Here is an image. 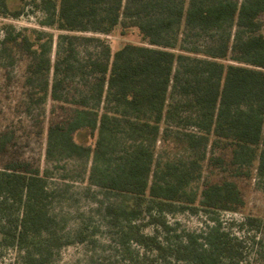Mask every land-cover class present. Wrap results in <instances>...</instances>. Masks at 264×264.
<instances>
[{
    "label": "trees",
    "instance_id": "1",
    "mask_svg": "<svg viewBox=\"0 0 264 264\" xmlns=\"http://www.w3.org/2000/svg\"><path fill=\"white\" fill-rule=\"evenodd\" d=\"M20 1L10 10L0 0V16L19 18L29 4ZM29 2L43 15L40 28L0 23V67L24 61L28 112L48 101L69 108L48 125L46 160L56 169L74 162L60 178L103 192L96 211L115 229L108 263L88 264H242V240L212 217L244 205L237 183L195 186L210 147L219 162L253 167L264 188V0ZM118 26L137 29L143 43L113 52L102 35ZM79 130L92 143L76 142ZM9 140L0 133V264H56L63 243L49 207L50 166L6 158ZM183 212L211 222L174 233L168 215ZM241 224L264 228V219ZM92 229L76 224L70 242L94 243Z\"/></svg>",
    "mask_w": 264,
    "mask_h": 264
},
{
    "label": "rangeland",
    "instance_id": "2",
    "mask_svg": "<svg viewBox=\"0 0 264 264\" xmlns=\"http://www.w3.org/2000/svg\"><path fill=\"white\" fill-rule=\"evenodd\" d=\"M7 1L10 10H17L23 6L20 0ZM26 1L29 4H26L24 14L16 19L0 16V23H12L17 28H40L39 20L43 18L42 13L32 2H29L33 0ZM46 29L54 33L55 37L58 34L54 28ZM102 36L107 39L113 52L128 42L143 43L142 36L135 28L123 31L118 26L110 34ZM0 37H2L1 31ZM23 70L24 61L22 60L17 61L14 66L0 67V133L6 132L10 138L6 158L11 155L23 158L31 163V168H40L41 171H44L50 166L46 160L48 125L50 121L66 116L69 108L67 105L48 101L45 105H32V110L28 112L26 110L28 105L21 104L25 91L22 86ZM74 139L78 143H92L88 130L77 131L74 134ZM164 147L165 145L160 144L159 146L158 144L157 151L160 152ZM219 154V150L213 151L210 147L207 149L202 176L195 187L202 190L205 183L219 181L223 178L231 179L237 183L244 199V205L237 212L223 211L219 214H212V217L219 218L223 229L232 235H237L242 240V264H264V228L256 224L254 226L241 224L246 216L264 219L263 182H260L256 177L253 167L237 169L235 166L232 168L233 166L228 164L229 158L224 155L222 157L226 159V163L215 160ZM66 164H61L63 166L58 169L50 166L51 176L47 180L48 186L56 189L49 207L58 222L56 231L63 243L54 252V262L56 264H88L93 259L96 263H108V252L105 253L104 248H107L111 242L110 239L114 236L115 229L106 226L105 218L96 211L94 200L95 197H102L103 192L95 193L98 189L93 187L90 193H87L88 184L86 182H66L60 178L61 173L66 171L65 169L69 170L74 162ZM256 165L257 162L253 166L256 167ZM108 197L110 200L113 199L126 205L132 204V200H128L126 196L117 198L108 195ZM167 219L176 228L174 233L179 234L187 231H199L205 227L206 222H211L209 216L203 212L196 215L189 212L176 213L168 215ZM81 222L89 227V231L93 230L92 227H97L98 230L93 236L95 238H91L95 241L94 243L70 242L72 241V230L76 224ZM144 230L150 233L152 227L148 225L144 227ZM135 248L143 251L141 248Z\"/></svg>",
    "mask_w": 264,
    "mask_h": 264
}]
</instances>
